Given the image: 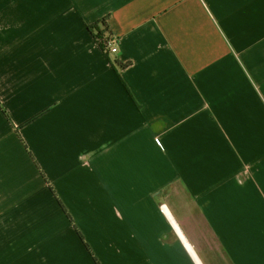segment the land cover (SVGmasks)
<instances>
[{
  "label": "crops",
  "instance_id": "1",
  "mask_svg": "<svg viewBox=\"0 0 264 264\" xmlns=\"http://www.w3.org/2000/svg\"><path fill=\"white\" fill-rule=\"evenodd\" d=\"M184 241L264 264V0H0V264H197Z\"/></svg>",
  "mask_w": 264,
  "mask_h": 264
},
{
  "label": "trees",
  "instance_id": "2",
  "mask_svg": "<svg viewBox=\"0 0 264 264\" xmlns=\"http://www.w3.org/2000/svg\"><path fill=\"white\" fill-rule=\"evenodd\" d=\"M88 30L93 35L95 41L99 44V47L102 49L104 54L106 55L107 52H109L106 43L109 41V38H107L108 33V26L106 23V19L102 20L100 24H93L87 27ZM129 63L122 64L121 68L128 66Z\"/></svg>",
  "mask_w": 264,
  "mask_h": 264
},
{
  "label": "built area",
  "instance_id": "3",
  "mask_svg": "<svg viewBox=\"0 0 264 264\" xmlns=\"http://www.w3.org/2000/svg\"><path fill=\"white\" fill-rule=\"evenodd\" d=\"M106 46H107L110 53H115L117 51L116 47L109 41L106 43ZM161 211L165 212L164 208H161Z\"/></svg>",
  "mask_w": 264,
  "mask_h": 264
},
{
  "label": "bare ground",
  "instance_id": "4",
  "mask_svg": "<svg viewBox=\"0 0 264 264\" xmlns=\"http://www.w3.org/2000/svg\"><path fill=\"white\" fill-rule=\"evenodd\" d=\"M170 218V217H169ZM173 223V222H172ZM174 224V223H173ZM175 225V224H174ZM176 227V226H175ZM176 230H177V233H179L180 234V232H179V230L176 228ZM181 235V234H180ZM184 244H185V246H186V248H187V250L189 251V253H190V255L193 257V250H192V248L186 243V242H184ZM192 250V251H191ZM194 258V257H193ZM197 262V261H196ZM198 263V262H197ZM199 264V263H198Z\"/></svg>",
  "mask_w": 264,
  "mask_h": 264
},
{
  "label": "water",
  "instance_id": "5",
  "mask_svg": "<svg viewBox=\"0 0 264 264\" xmlns=\"http://www.w3.org/2000/svg\"><path fill=\"white\" fill-rule=\"evenodd\" d=\"M184 242H185V241H184ZM185 247H186V246H185ZM191 251H192V250H191ZM193 257H194L195 262H196V261L198 262V260H197V258H196V256H195L194 253H193ZM197 262H196V263H197ZM198 263H199V262H198ZM198 263H197V264H198Z\"/></svg>",
  "mask_w": 264,
  "mask_h": 264
}]
</instances>
